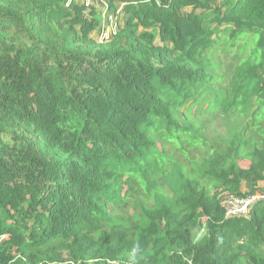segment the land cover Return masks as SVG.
<instances>
[{
	"label": "trees",
	"instance_id": "obj_1",
	"mask_svg": "<svg viewBox=\"0 0 264 264\" xmlns=\"http://www.w3.org/2000/svg\"><path fill=\"white\" fill-rule=\"evenodd\" d=\"M98 6L0 0V264H264V199L221 202L264 192V0ZM229 113L217 149L180 160L198 116Z\"/></svg>",
	"mask_w": 264,
	"mask_h": 264
},
{
	"label": "rangeland",
	"instance_id": "obj_2",
	"mask_svg": "<svg viewBox=\"0 0 264 264\" xmlns=\"http://www.w3.org/2000/svg\"><path fill=\"white\" fill-rule=\"evenodd\" d=\"M79 1L84 2V4L88 7L90 6V8H102L101 15L105 12V6H98V3L100 4L101 0ZM118 22L120 26L122 24V19L119 8L116 10V12L110 13L107 19H105L103 16V21L101 23L102 27L98 33H94V37L98 40H109L117 31ZM156 42L159 43L158 39H156ZM242 43H244V39L239 42V44ZM236 52L237 49H233L227 55L223 52L217 55V58L219 59L218 61L220 62V65L218 66V72L222 76L226 84L230 82L232 71L234 67L238 65L239 59L247 56V53L235 55ZM238 122V116L235 113H229L227 115L206 114L204 116H198L197 123L199 124V126H201L203 139L193 149H187L186 146H183L182 149H184L185 155H182V153L178 152V157L185 164L189 163V159H203L204 157H208L211 154V151L217 149V144L223 142L224 139L228 136L233 124H237ZM259 183L263 188L264 182L259 181ZM240 189L242 190V192H247V188L244 185H242ZM140 194L141 192L137 191L135 194L132 193L130 195L131 197L128 201L129 205L126 207V211L120 213L122 216L128 218L132 214L133 206L137 201L140 200ZM259 194L261 195L264 193L260 192Z\"/></svg>",
	"mask_w": 264,
	"mask_h": 264
},
{
	"label": "built area",
	"instance_id": "obj_3",
	"mask_svg": "<svg viewBox=\"0 0 264 264\" xmlns=\"http://www.w3.org/2000/svg\"><path fill=\"white\" fill-rule=\"evenodd\" d=\"M259 193L260 192H257L255 194H247L245 196H237L226 193L221 200L224 206L225 215L233 217L249 215L250 209L254 202L260 199H264V194L260 195Z\"/></svg>",
	"mask_w": 264,
	"mask_h": 264
}]
</instances>
